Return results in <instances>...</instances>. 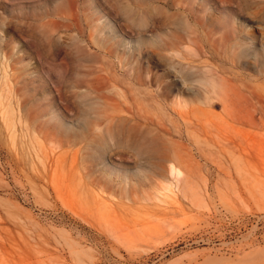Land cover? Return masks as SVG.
Masks as SVG:
<instances>
[{
	"label": "rangeland",
	"instance_id": "obj_1",
	"mask_svg": "<svg viewBox=\"0 0 264 264\" xmlns=\"http://www.w3.org/2000/svg\"><path fill=\"white\" fill-rule=\"evenodd\" d=\"M0 264H264V0H0Z\"/></svg>",
	"mask_w": 264,
	"mask_h": 264
},
{
	"label": "bare ground",
	"instance_id": "obj_2",
	"mask_svg": "<svg viewBox=\"0 0 264 264\" xmlns=\"http://www.w3.org/2000/svg\"><path fill=\"white\" fill-rule=\"evenodd\" d=\"M190 18H191V17H190ZM190 18H189V19H190ZM199 49H200V48H199ZM210 74H211V73H210ZM7 108H8V107H7ZM5 112H6V111H5ZM7 112H8V111H7Z\"/></svg>",
	"mask_w": 264,
	"mask_h": 264
}]
</instances>
